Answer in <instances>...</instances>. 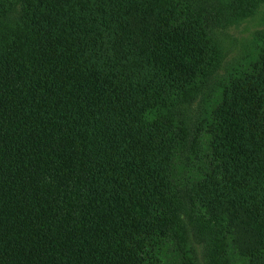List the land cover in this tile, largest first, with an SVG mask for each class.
<instances>
[{
	"label": "trees",
	"instance_id": "16d2710c",
	"mask_svg": "<svg viewBox=\"0 0 264 264\" xmlns=\"http://www.w3.org/2000/svg\"><path fill=\"white\" fill-rule=\"evenodd\" d=\"M223 1L0 0V264H264V32L206 99L264 0Z\"/></svg>",
	"mask_w": 264,
	"mask_h": 264
},
{
	"label": "rangeland",
	"instance_id": "374dc122",
	"mask_svg": "<svg viewBox=\"0 0 264 264\" xmlns=\"http://www.w3.org/2000/svg\"><path fill=\"white\" fill-rule=\"evenodd\" d=\"M205 1H207L206 3L207 5L209 4L212 5L218 2L219 0H205ZM263 14H264V5L260 7L258 13L254 17L242 21L241 24L238 25L229 24L226 26V28L216 29V33L220 32L222 35L221 42L224 47V51L227 53L225 54L227 64H225V66L222 68L223 72L218 73V78L214 83V90L213 91L211 90L209 92V95L206 94L207 101L208 98L212 96L214 93L215 94L218 93L219 91L218 88L222 85L223 81H225L224 77L228 75L229 71H235L234 67L237 64V62L240 61L241 64H243L242 63L243 61H247L246 60L247 54H250L251 51L252 52L254 51L255 41L257 42L258 40L257 38L258 34L264 32V19H262ZM254 56L255 55L252 54L250 57L254 58ZM228 68L231 69L228 71ZM220 74L225 76L221 77ZM192 108L194 109L195 112H197L199 108L198 104L197 103L193 104ZM192 108L190 110V117L193 112ZM198 248L199 250H201L202 246L198 245ZM235 261H237V258L235 259Z\"/></svg>",
	"mask_w": 264,
	"mask_h": 264
}]
</instances>
